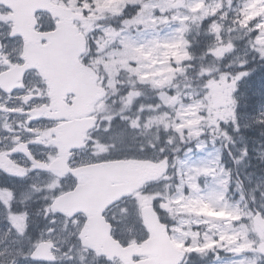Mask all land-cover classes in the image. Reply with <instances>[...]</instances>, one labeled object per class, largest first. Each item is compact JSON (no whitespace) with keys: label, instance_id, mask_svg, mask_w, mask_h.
I'll use <instances>...</instances> for the list:
<instances>
[{"label":"flooded vegetation","instance_id":"1","mask_svg":"<svg viewBox=\"0 0 264 264\" xmlns=\"http://www.w3.org/2000/svg\"><path fill=\"white\" fill-rule=\"evenodd\" d=\"M114 34H109V36ZM3 40L6 39L3 37ZM106 40L108 43L101 44ZM90 44L104 50L106 47L115 46L116 38H110L106 34L101 41L93 33L89 37V47ZM5 54L8 56L3 60L6 64L20 63L21 52L15 42L6 44ZM99 54L100 49L95 50V54L91 57L85 54L81 63L89 67L95 65L94 68L98 71L101 62L94 60ZM251 55H253V50L248 51L240 62H257L256 59L250 57ZM47 70L51 71L50 68ZM75 97L73 94H63L61 87L57 97L53 98L41 74L37 70H30L24 75V90L15 92L7 101L14 106H21V112L11 116L12 125L7 126L4 131L8 145L1 149L26 162L29 174H34L33 181L37 179V182H40L42 179H47L48 185L47 187L35 186L29 190L28 180L23 182L20 179H14L16 182L5 188V196L0 195V226L3 224L7 231L6 234L0 235V264H122L117 259L109 261V254L100 253L82 242L81 235L87 222L91 216L97 217V212L91 211V207L95 206L93 202L97 199L95 194L83 193V188H81L75 207L71 203H65L55 210L52 208L54 200L59 195L73 191L76 185L80 186L86 175L103 177L100 171L94 170L95 164L132 158L130 155L133 151V143L146 153L150 144L149 152L152 159L167 157L171 162V171L165 177L169 179L180 177L175 167V146L171 145V149L163 150L155 142L143 141L137 135L138 130L131 125L129 128L132 140L122 138L125 134L121 127L125 119L124 114L131 112L132 115L137 109L129 107H117L116 109L115 99L112 98L113 107L105 110L106 108H102L99 102L95 112L89 115L91 108L83 107L82 102L74 112ZM167 108L174 111V108ZM115 110L118 111L116 117ZM92 116L98 118V123L96 127L88 130L87 121L84 122L86 134L84 141L82 127H74L71 124L84 118L92 120ZM143 119L144 125L153 124L152 118L144 116ZM149 119L150 122H148ZM130 121L131 124H137L141 128V124L133 116H130ZM115 123L117 129L111 132ZM159 123L156 119V130L152 133L156 140L161 137L158 130ZM59 137L61 139L57 143ZM67 146L72 150L68 159V167H66L68 171H65V167L59 168V174H62L63 178L51 172L35 171L32 159L51 164L58 157L60 149H65ZM15 150L25 151V153L14 155ZM24 154H28L29 158L25 159ZM88 168L89 170H85ZM248 173L253 176L255 171H248ZM102 182L100 179L97 180V183ZM160 182L162 183V179ZM158 186L159 182L150 183L105 210L104 216L106 222L112 227L113 236L124 246L134 242H143L148 234L141 218V210L144 206L152 204L159 217L167 224L177 246L195 255L218 257L222 252L218 246H206L209 243L196 238V233L205 232L206 228L197 230L195 227L179 224L174 214L165 209L166 206L170 207V203L164 204L165 192ZM66 211L72 212L67 213ZM97 223H100L99 218L94 220V224ZM42 243H45L44 259L35 260L32 256Z\"/></svg>","mask_w":264,"mask_h":264},{"label":"rangeland","instance_id":"2","mask_svg":"<svg viewBox=\"0 0 264 264\" xmlns=\"http://www.w3.org/2000/svg\"><path fill=\"white\" fill-rule=\"evenodd\" d=\"M104 1L110 9L107 4L110 0ZM204 2L205 0L147 1L143 5L140 13L129 22L135 28L138 26H142L143 28H137V33L123 30L120 35V40H118L120 47L117 50H111L110 52L101 54V57L105 54L109 59H146L148 62H102L105 70L110 73V78L106 82V85L113 86L115 84L114 76L111 74V68L118 70L117 66L132 68L134 70L133 74L137 76V79L141 83L161 85L171 80L180 70V67L177 65L181 64V61L188 56V39L186 38L187 34L185 32L189 31L192 23L194 24L197 20L213 15L215 9L217 10L219 6L218 0L215 4L212 2L205 4ZM260 4L264 5V0H247L248 8L252 6L258 9ZM86 8L88 9V7ZM104 8L107 9L106 7ZM152 12H155V14ZM2 13L3 9L0 8V16ZM170 20H174L175 23L165 26V23ZM162 25L163 27L161 28ZM262 27V34L255 39L254 43L264 55V26ZM3 28V20H0V31ZM171 58L174 59V62H159ZM175 94L177 95L172 97L170 95L165 103L177 109L178 120L172 121V123L175 129L185 131L187 136L201 134L207 129L208 124L218 126L221 118H224L223 120L227 119L228 122L229 119H232V114L229 111L236 109L234 108V101L231 102V99L239 103V97H234L236 94L235 89H231L227 85L224 89L219 88L217 91L210 90L204 100H193L191 97L188 98V95ZM194 146L199 149L206 147L203 142L199 141L195 142ZM219 154V148L214 153L207 149L205 154H194L190 150L186 153V157L178 158L179 165L182 164L193 172L192 175L186 177L183 183L184 186L189 188L191 193L188 204L197 207L199 212H202L201 204H204L205 209L208 208L215 214L218 211L227 212V220L225 223L218 225V238L226 241V250L232 251L234 255L233 257L217 260L215 264H257L258 257L261 255L260 251L264 253V245L261 249H252V246L258 242L251 243L244 241V253L236 255V251L230 243L232 240L236 241V237L241 234V231L236 228L230 229L231 219L236 218V210L233 208L229 209L221 203L219 205L217 202V188L227 178V174H224L220 170ZM203 169L209 170L207 177L201 175V170ZM199 178L203 179V186L205 188H202L199 184ZM257 187L258 190H264V176L258 178ZM185 196L186 194L184 193H178L172 198V202L177 203L179 199ZM245 217L248 218V215H245ZM216 230L218 231V229ZM243 230H247V228ZM247 253H251L252 257L248 258Z\"/></svg>","mask_w":264,"mask_h":264},{"label":"trees","instance_id":"3","mask_svg":"<svg viewBox=\"0 0 264 264\" xmlns=\"http://www.w3.org/2000/svg\"><path fill=\"white\" fill-rule=\"evenodd\" d=\"M132 15L137 13L143 4L149 0H130ZM217 0H205V4L214 3ZM219 6L210 17L200 19L193 24L187 34V59L181 64V72L169 82L162 85L143 84L133 78H125L123 72L119 74L120 82L118 90H140L143 99L142 104L150 103V99L157 102L159 93L178 91L182 93L191 92L196 98L203 99L209 89L227 81L236 85L238 89L239 112L226 125L221 127L219 138L226 139L225 145L237 146L238 141H249L250 154L244 155L246 165L257 168L259 174H264V57L258 50L250 56L257 62H240V52L252 48L251 43L256 33V28L262 32L264 26V5L260 4L259 11L255 12L253 7L250 12H243V0H218ZM131 15V16H132ZM258 21V24L255 21ZM240 106H244L241 109ZM176 138L175 145L179 150H184L185 143L183 134L178 131H171ZM211 135L200 134L197 137L209 139ZM258 148L259 154L253 153ZM210 148V146H209ZM226 150H229L226 148ZM238 156V154H232ZM225 156V155H224ZM254 156V157H253ZM256 157V158H255ZM226 159H221V166ZM236 177L233 179V188L236 190L234 181L240 182L246 198L243 206L250 204L254 211L262 206L255 207L254 194L243 186L238 178L240 164L234 161ZM230 167L225 166L224 170L230 173ZM231 178V177H230ZM4 177L0 174V180ZM223 187L222 195L219 197L224 203L235 201L233 192L228 187ZM256 197L264 198V192L259 191ZM210 260L207 259V261ZM196 261H199L197 259Z\"/></svg>","mask_w":264,"mask_h":264},{"label":"water","instance_id":"4","mask_svg":"<svg viewBox=\"0 0 264 264\" xmlns=\"http://www.w3.org/2000/svg\"><path fill=\"white\" fill-rule=\"evenodd\" d=\"M0 3L5 4L7 7L13 10V13L9 15V19L13 20L16 25L21 19H27L32 22V17L36 11H48L57 16L61 21L58 23L59 27L65 28V34L61 40V47L57 50L55 60L57 58L69 62V64H78L79 56L86 50V38L79 37L74 40V37H69L65 42V36L73 30L72 22L79 18V15L65 10L64 8L54 5L51 0H0ZM35 24V23H34ZM63 42L66 43L65 55L59 57V52L63 48ZM103 94L96 96L95 99H99L106 94L103 90ZM168 169V162L163 160L161 162H153L150 160H128L118 161L110 164H100L97 166V170L104 171L106 173V182L95 189V195L97 199L91 207V211L97 212V217H101V213L105 207L113 203V199H119L123 195H130L135 191L141 189L145 183L154 181L163 176ZM87 192L91 188L90 182L84 184ZM113 201V202H112ZM143 219L146 223V228L150 233L149 238L142 243L132 244L127 249H122L117 242L112 241V237L108 234L101 233V237L93 240L91 234V228L98 229L99 226L94 224L92 226L89 222L86 228L89 229L92 243L99 241L112 242L111 251H115L116 257L122 259L124 264H180L184 260L185 253L175 247L166 234L164 226L160 223L158 216L156 215L152 206H147L143 209ZM96 216H91V219H97ZM256 223L262 229H264V220L261 215L256 217ZM174 246V247H173ZM181 252H179L177 249ZM125 254V255H123ZM135 255H145L146 258L135 262L133 257ZM35 259H42L39 254H34ZM113 255L111 258L113 259Z\"/></svg>","mask_w":264,"mask_h":264},{"label":"bare ground","instance_id":"5","mask_svg":"<svg viewBox=\"0 0 264 264\" xmlns=\"http://www.w3.org/2000/svg\"><path fill=\"white\" fill-rule=\"evenodd\" d=\"M259 172H261V171H259Z\"/></svg>","mask_w":264,"mask_h":264}]
</instances>
